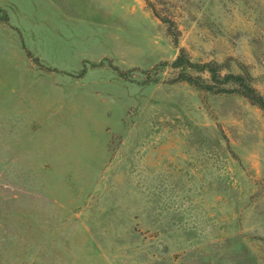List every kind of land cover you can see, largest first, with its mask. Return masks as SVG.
<instances>
[{
    "label": "rangeland",
    "instance_id": "rangeland-1",
    "mask_svg": "<svg viewBox=\"0 0 264 264\" xmlns=\"http://www.w3.org/2000/svg\"><path fill=\"white\" fill-rule=\"evenodd\" d=\"M182 51L264 97V0H0V264H264V113Z\"/></svg>",
    "mask_w": 264,
    "mask_h": 264
},
{
    "label": "trees",
    "instance_id": "trees-1",
    "mask_svg": "<svg viewBox=\"0 0 264 264\" xmlns=\"http://www.w3.org/2000/svg\"><path fill=\"white\" fill-rule=\"evenodd\" d=\"M177 58L173 63V67L180 68L182 70H188L189 68L200 72L201 74H208L207 81H203L200 77H191L190 75L183 74L180 78L181 82H187L195 88L218 95H240L246 98L252 105L258 107L264 113V97L254 88L251 84L250 76L246 74H234L229 72L221 77L222 72L216 63L210 62L206 64H193L183 55ZM231 85V87H227Z\"/></svg>",
    "mask_w": 264,
    "mask_h": 264
}]
</instances>
